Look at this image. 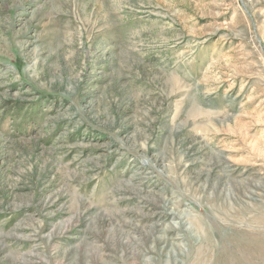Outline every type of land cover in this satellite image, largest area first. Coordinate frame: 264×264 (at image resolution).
Returning a JSON list of instances; mask_svg holds the SVG:
<instances>
[{
	"label": "rangeland",
	"instance_id": "374dc122",
	"mask_svg": "<svg viewBox=\"0 0 264 264\" xmlns=\"http://www.w3.org/2000/svg\"><path fill=\"white\" fill-rule=\"evenodd\" d=\"M0 264H264V0H0Z\"/></svg>",
	"mask_w": 264,
	"mask_h": 264
}]
</instances>
